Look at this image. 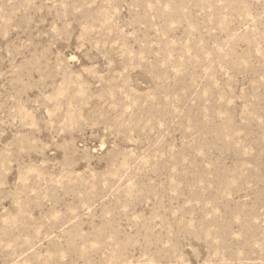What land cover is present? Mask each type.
I'll return each mask as SVG.
<instances>
[{
	"label": "rangeland",
	"instance_id": "374dc122",
	"mask_svg": "<svg viewBox=\"0 0 264 264\" xmlns=\"http://www.w3.org/2000/svg\"><path fill=\"white\" fill-rule=\"evenodd\" d=\"M0 264H264V0H0Z\"/></svg>",
	"mask_w": 264,
	"mask_h": 264
}]
</instances>
